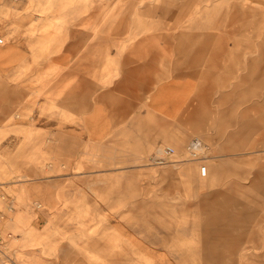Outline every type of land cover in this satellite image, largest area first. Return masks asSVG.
Wrapping results in <instances>:
<instances>
[{
	"label": "rangeland",
	"instance_id": "rangeland-1",
	"mask_svg": "<svg viewBox=\"0 0 264 264\" xmlns=\"http://www.w3.org/2000/svg\"><path fill=\"white\" fill-rule=\"evenodd\" d=\"M0 39V264H264V0H0ZM136 43L200 47L216 98L189 103L199 130L162 109L153 128L148 103L135 132L73 149L59 56L113 64Z\"/></svg>",
	"mask_w": 264,
	"mask_h": 264
},
{
	"label": "crops",
	"instance_id": "crops-1",
	"mask_svg": "<svg viewBox=\"0 0 264 264\" xmlns=\"http://www.w3.org/2000/svg\"><path fill=\"white\" fill-rule=\"evenodd\" d=\"M156 35L155 31L151 38H156ZM142 47L143 44L136 43L130 52L121 51L113 64L97 61L91 45L67 47L73 54L71 61L69 51L59 56V65L71 66V70L66 71L67 77L71 75V90L62 97H70L71 130L78 135L77 146L74 142L73 149H80L83 141L95 145L125 130L135 132L136 121L144 124V118H149L145 114L148 103L151 105L153 128L161 124L162 109V118L167 122L169 120L175 124L178 118L181 124L187 125V130H199V105L189 109V103L199 102L200 97H205L206 101L216 98L215 71L208 67L202 69L204 60L197 54V51L201 52L200 47L190 45L189 53L180 54L178 58H175V54L173 57H163L154 48L143 52ZM161 59L169 66L166 74L168 80L164 83L160 82L163 73L159 66ZM101 69L103 73L97 72ZM97 75L99 81L95 79ZM178 101L184 103L183 114L176 110Z\"/></svg>",
	"mask_w": 264,
	"mask_h": 264
},
{
	"label": "built area",
	"instance_id": "built-area-1",
	"mask_svg": "<svg viewBox=\"0 0 264 264\" xmlns=\"http://www.w3.org/2000/svg\"><path fill=\"white\" fill-rule=\"evenodd\" d=\"M3 43V39H0V44ZM200 143L198 142L197 139H193L187 146L188 150L191 151V154L195 156V149L199 147ZM174 150L172 147H165L162 149V153L160 156H158L155 160L158 163H165L166 159L169 158L173 154ZM207 166L206 165H200L199 167V174L201 177H205L207 175ZM11 235L8 233L7 236H4L1 231H0V251L4 248L5 241L7 238H9Z\"/></svg>",
	"mask_w": 264,
	"mask_h": 264
}]
</instances>
